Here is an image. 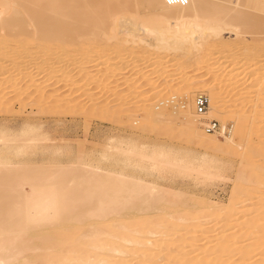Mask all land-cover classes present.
<instances>
[{
    "label": "bare ground",
    "instance_id": "bare-ground-1",
    "mask_svg": "<svg viewBox=\"0 0 264 264\" xmlns=\"http://www.w3.org/2000/svg\"><path fill=\"white\" fill-rule=\"evenodd\" d=\"M114 1L0 0V112L8 115L20 114L28 106H33L37 110L35 114L42 116L46 114L45 112L52 111L56 114L57 112L65 114L64 111L71 112V108L82 106L80 103L82 101L79 99L83 95L77 96L75 87L77 88L78 85L85 87L90 84L105 85L110 81L113 82L118 76L115 73L117 71L107 67L108 60H105L107 56L100 54L105 43L112 42L113 38V43L117 44L114 46L119 48L130 50L145 45L146 54L148 52L151 54V51L155 53L156 50L171 53L193 52L194 62L189 67L204 66L192 71L199 73L203 68L207 70L200 75L185 72L182 77L175 78L178 66L177 68L173 66L169 69V74L164 76L166 73L162 74L161 70L156 69L161 67V63L164 64L165 58L162 59L164 56L157 55L156 57L152 55L155 61L150 67L153 70L148 68L149 70L140 76V69V71L136 70L137 67L130 69L128 74L133 75L131 80H135V83L133 82L135 89L139 90L140 87L137 88L139 81L147 78V81H150V89L154 91L140 110L142 113L138 114L143 117L137 122L128 121L130 127L138 126V131H145V128L152 126L155 131L161 132L170 121L169 116H173L172 111L178 108L176 117L183 124L182 132L185 130L182 134H185V138L186 136L190 139L194 138L198 145L208 150L219 149L220 138L214 135L219 131V125L213 131L205 129L209 123L203 122L201 127H195V116L218 119L221 124L220 137L226 143L231 140L230 135L234 131L248 130L264 135V120H258L264 117V74L261 70L262 65L264 66V57L254 50L252 58L250 57L251 61L248 60L257 65L253 72L255 81L249 86V89L254 90V94L253 92L240 94L237 92V94L233 86L223 85L225 81L227 82L226 77H229V81L237 79L238 69L233 67L227 72V76H224L223 73L230 68V66L227 69L221 68L225 63L216 67L218 64L216 58L200 62L207 49L218 45L223 47L228 43L224 35L229 28L234 29L237 38L248 34L256 36L254 48L262 47L260 44L264 42L262 36L264 19L259 14L264 13V0H236L235 4L233 0H186L185 4H171L165 0H119L121 1L119 3ZM130 9L153 13L155 21L159 22L158 26L156 23L133 26L132 22L131 24L126 22L125 25L119 24L122 26L120 29L122 33H119L117 17L122 11L128 12L131 11ZM129 24L133 28L127 26ZM114 32L120 35L114 36ZM137 32L142 35L135 34ZM239 45L245 51L249 48L245 39ZM86 49L94 54H89ZM220 51L223 53L225 50ZM227 51L226 55L232 56L228 55ZM112 59L109 61H113ZM236 60L240 59L236 57ZM90 64L94 65L90 66ZM103 66L105 68H102ZM170 77L173 78L166 80ZM127 79L129 78H126V81ZM159 80L165 81L158 85ZM58 85H62V88L61 86L58 88ZM66 88L68 89L65 90ZM61 89L65 90L64 93H60ZM199 90L208 92V95L204 93L207 95L208 105L203 113H197L195 110V96ZM223 92L228 96L232 94L233 109L230 111L224 110L223 106L229 103L230 98L222 102ZM134 93L138 94L137 96L145 94L137 91ZM176 96L180 97L179 103L176 102L178 98L174 101ZM97 97L99 99V96ZM241 101L247 105L254 101L258 106L245 110L237 104ZM112 106L110 104L99 106V103L85 106L86 109L82 106L81 115L87 117L89 114H100L99 112L103 111L113 118L122 112L127 113L126 109H120L122 106L119 109ZM58 109L64 110L61 112ZM156 110L159 111L157 118L154 117ZM32 119H27L23 123L27 131L25 133L23 131L22 135H33L20 146L14 148L8 145L17 141L16 138L19 136L8 138L3 134L0 135V264H227L222 260L225 258L224 253L222 256L220 253L224 249L226 251L230 239L244 232V228L246 233H242L241 237L246 238L249 234L251 237L248 236L246 242H250L246 245L245 241H242L246 246L243 245L242 250L239 249L240 253L238 249H233L232 245L233 252H231L237 250L235 253H239L237 257L239 260L235 259V264H264L262 250L258 257H263V261L250 258L254 251L264 246L262 240L264 225L259 224L260 217L264 219V195L257 194L259 192H254L257 194V196L254 194L255 198L251 195L253 191L259 190L263 180L261 179V182L258 180L259 183L256 180L263 175L255 182L243 183L239 190L236 188V195L231 198L230 205L219 209V212H215V209L211 212L208 208L191 214L188 210L182 211L180 206L173 209L166 204L165 210H158L156 214L150 215L149 211L155 209L153 201L157 199L155 193L158 187L145 185L139 181L134 183L127 180L122 173L107 171L110 174H104L100 166L85 164V170L79 174H75V171L64 172L63 175L61 174L62 177L56 180V177L50 176L48 170L43 168L36 172L33 169L21 170L10 167L13 163L8 159V154L13 150H17V153L24 149L28 151L30 149L28 147L36 143L34 132L38 128ZM229 120L233 123L226 124L225 122ZM163 125L165 126L162 128ZM124 152L129 153V151ZM170 152L155 148L150 154L149 152L137 154L139 164L142 162L149 164L147 167L152 171H177L178 174H185L192 169L183 162V158L181 161L172 159ZM258 152L261 161L257 165L256 177L264 172V146H261ZM78 162L80 164V160ZM127 162H124V165ZM114 164L116 167L119 166L117 165L119 163L114 162ZM120 166L123 167V164L121 163ZM129 168L127 167V170ZM200 168L202 174L207 173L205 167ZM248 168L249 163L239 169V175L248 171ZM250 177L252 179V176ZM62 182H68L71 186H62ZM239 202V205L248 202L249 209L247 212H242L246 214L251 212L253 216L247 217L249 216L247 215L245 219L241 216L243 214L241 211V215L237 211L235 213L237 208L233 209V206L238 205ZM127 210L130 212L125 215L123 212ZM168 226L171 227L172 233L167 229ZM248 226L249 230L257 231L247 232ZM227 233L229 235H226ZM256 240H261L263 243L258 244L260 241ZM213 241L217 242L215 246L212 244ZM195 249L201 251V257L192 258L193 256L188 255V251ZM187 255L192 259H188Z\"/></svg>",
    "mask_w": 264,
    "mask_h": 264
},
{
    "label": "rangeland",
    "instance_id": "rangeland-1",
    "mask_svg": "<svg viewBox=\"0 0 264 264\" xmlns=\"http://www.w3.org/2000/svg\"><path fill=\"white\" fill-rule=\"evenodd\" d=\"M121 1L115 0L114 2L119 3ZM232 2H234L233 4H235L236 0H233ZM149 15H151V16H149ZM259 15L262 17V19H264V13H260ZM154 18L155 17L153 16V13H150V12H147L144 10L137 9V11H136V9H134V10H131L128 12H126L124 10V11H122L121 15H119L117 17V24L118 25L119 24L125 25L126 22H127V24L128 23L131 24V22H132V25L135 26V25L143 24V23H148L149 25H153L156 23V26H158L157 23H159V22L155 21ZM130 24L127 26H130ZM121 25L117 26V28L119 27V29H117L119 33L120 32L122 33V30H120V29H122ZM132 25L130 27H132ZM118 32H114L115 33V34L113 33L114 36ZM135 34H137L139 36L142 35L141 33H138V32ZM119 35L120 34H118L116 36H119ZM262 36H264V35H262ZM224 37H225V40L228 41V43H227L228 45L225 44L223 47L221 45H218V47L207 49L209 51H207V50L205 51L200 62H203V61H206V60H209L212 58H216V61L218 62V64H216V67L225 63V65L221 68L227 69L229 66H230V68L227 69L228 71H225L226 73L225 72L223 73L224 76H227V72H229L230 69L232 70L233 67H234V69H238L240 76L238 74L237 79L232 80V81H229V77L228 78L226 77L227 82L225 81L224 82L225 84H223V85L226 87L233 86L234 88H236V90L234 91L235 93H237V92L239 94L243 93V92L244 93L245 92L246 93H252L254 90L249 89V86H251L250 84H252V82L255 81L254 77H253V72H254L255 68H257V65H254L255 63L253 64L252 62H249L248 60L251 61V58H252L251 56L255 52L254 50H256V52H258V54H260L261 56L264 57V42L260 44L262 47H260L259 49L254 48L255 44H256L254 42V38H256V36L248 34L247 36H244V37L242 36L240 38H237L235 36L233 28H229L228 32L224 35ZM243 38L245 40H247V42L249 44V46H248L249 48L246 49V51L241 48V45H239V44H241L242 41H244ZM111 41L112 42L109 41V43H107V42L105 43L106 48L104 49L105 46L103 47V49L101 48L102 50H100V54H101V56L103 54H105L104 56H107V58L105 57L106 58L105 60H108V62H109V63L107 62V67L108 68L112 67V69L117 71L115 73L118 76H116V79L113 81L114 83L112 81H110L109 83H107L105 85L96 86L95 84H90L89 86H85V87H82V85H78L77 88L75 87V89H76L75 91H77V96L83 95L82 97H84V98L81 97L79 99V101H82L80 103L84 107L85 106L88 107L91 104H95V103H96V105H98V103H99V106H101V105L103 106L106 104H110V106H112L111 104H113L112 107H114L115 109H119V107L122 106V107H120V109H122V110L126 109L127 113L122 112V113H120V115L118 114L117 117L111 118L107 112L101 111V112H99L100 114L93 113V114L87 115V117H86V116L81 115L82 114L81 111L83 108L81 105L79 106L80 108L78 106L71 108L72 110L74 109L73 113H72L71 109H70L71 112L64 111L65 114L64 113L59 114L60 112L59 113L57 112V114H56L55 112L52 111L53 113H55L54 116H53L52 112H48V113L45 112L47 115L42 114V116H41V114L36 115L35 112H37V110L33 106H28L20 114L9 113L10 115H8V114H2L0 112V135L3 134L5 136H7L8 138L9 137L13 138V137L19 136L18 138H16L17 141L12 142V143H8V145L11 147L15 148V147L20 146L23 141L28 140L29 137H31V135H33V134L22 135L25 133V131H27V129H25L26 127L23 126L24 125L23 123L27 119L33 118L34 120L32 119L33 121L32 120L31 121L38 128L34 132L36 135V137H35L36 143L31 145L32 148L28 147V148H30V149H28V151H27V149H24L25 151L22 149L24 151V153H23V151H20V152H18L19 155L17 153V150L16 151L13 150L10 154L7 155L8 159L11 160V162L13 163V165H11L10 167H12V168L16 167V169H21V170L22 169L24 170V168L25 169H33L36 172L39 171V169L43 168L44 170H48V172L50 173L49 174L50 176H53L54 178L56 177V180L57 179L59 180L60 177H62V175L64 174V172L75 171L76 172V173L74 172L75 174H79L82 170H85V168H86L85 164L100 166L103 170L102 173H104V174H110V173H107V171L122 173L127 177V180H130L134 183L139 181L145 185H150V186L156 185L158 187V191L155 193V198H157V199L154 200L156 202L153 201V204H155L154 205L155 209L152 211H149L150 215L156 214L158 212V210H165L166 204L170 205V207L173 209L176 208L177 206H180L181 210L183 209L182 211L188 210L191 214H195L196 212L200 211L201 209H203V210L207 209L208 210V208H209V210H211V212H213L214 209H215V212L216 211L219 212L221 209H224L225 207H228L230 205L229 202H231L234 195H236V193H235L236 188H237V190H239L243 186V183L246 182L247 184H250L252 181L255 182V180L257 178L261 177L262 175L263 176L261 178L257 179L256 182L259 183V181L261 182V179H262L263 183L260 184V186L258 185L259 190H257V191L252 190L253 194H251V195L254 198H255L254 194H256L257 192H259L257 194L262 193V195H264V172L260 173L256 177V174H258L256 172L258 170L257 165L261 161V157L259 155L260 152H258V151L261 148V146H264V141H263L264 135L257 133V132H254V131L251 132L248 130L247 131L244 130L245 132L244 131H238V132L234 131L230 135L231 140L226 143L220 137L221 124H220V121L218 119L211 118V117H210L211 119L205 118V117L201 118L200 116H195L194 117L195 118L194 119V126L195 127H201L202 126L201 124L203 122L209 123L211 120H216L219 123V131L214 134L220 138V145L218 146L219 149L218 150H211V149L208 150V149L202 148L200 145H198L194 138L190 139L187 136L185 138V134H182L185 132V130H184V132H182V130H183L182 125L183 124L180 120H177V117H176V113L178 112V108H175L172 111L173 112L172 117L169 116L168 119L170 121L167 122V125H169V126H167V125H166V127H164L165 125L161 126L162 128L163 127L166 128V129L163 128L164 131L161 130V132L159 130H158L159 132H157V130L155 131L152 128V126L145 128V131H138L139 130V129L137 130L138 126L137 127H130L131 125L128 124V121H130V120L136 121V122L141 120V117H143V116L142 115L139 116L138 114L142 113V112H140V110H142L144 103L146 104L147 98L149 96H152L151 94L154 93V91L152 92V90L150 89L151 88L150 84H149L150 81L148 82L147 78L146 79L143 78L141 81H139L140 83H138V86H137V88L140 87L139 90L135 89V86L133 84V82L135 80L134 79L131 80L133 75L131 73L128 74L130 69L137 67L136 70L140 69L141 71H143V72H141L139 70L140 76L144 72L148 71L150 68L153 70V68L150 67V64H152V62L155 61L154 57H156V55H157V56H164V57H162V59L165 58L164 64L161 63L160 64L161 67L160 68L158 67L159 69L158 68L156 69L159 71L161 70L162 74L166 73V74H164V76H167L169 74L168 73L169 69H171V67L173 68V66L175 68H177V66H178V69L176 70V72L177 71L178 72L175 74L176 76L174 75L175 78L182 77L183 73H185V72L194 75V73L196 71L195 72H193V71L196 70L197 68L204 66V65H200V67H197V68H196V66L195 67H189V65L191 66L192 63L194 62L195 57H194V54H192L193 52L189 53V52L179 51V52H175V53L172 52L171 53V52H164L161 50H158V51L156 50L155 53H152L154 51H151V54L149 52L146 54L145 53V50H146L145 45H141V46L139 45L138 47H133L135 50L134 49L129 50V49H125L122 47L119 48L118 46L117 47L114 46L117 44L113 43V38ZM103 45H104V43L102 44V46ZM108 45H110V46H108ZM226 45H227V47H226ZM113 47L115 48L114 50L116 52L113 50ZM224 47H226V49ZM223 49L225 51L223 53H221L220 50L223 51ZM240 49H241V51H240ZM226 50H228L227 52L229 53V54L228 53L227 54L228 55L231 54L232 56H227L225 53ZM85 51L87 52L88 50L86 49ZM111 52H112V54H111ZM113 52H115V53H113ZM88 53L92 54L93 52L88 51ZM240 54H242V56ZM108 55H109L110 60H111V58H113L112 59L113 61H109ZM152 55L153 56L155 55V56L153 57ZM216 56H218V57H216ZM226 56L231 57V58H227ZM239 56H241V57L238 58ZM94 57H96V56L94 55ZM236 57H237V59H240V60H238L240 63L236 60ZM242 57H243V60H242ZM232 58L235 61H233ZM236 61L238 62V64ZM96 63H94V64L97 65ZM94 64H90V66L91 65L93 66ZM180 67H181V69H180ZM102 68H105V67L103 66ZM146 68H147V70H146ZM182 68H184L185 70H183ZM179 69H180V71H179ZM122 70H124V71H122ZM261 70L263 71L262 73L264 74V66L263 65L261 67ZM205 71H207V70H205V68H203L201 70V72H205ZM201 72L199 71V73L197 72L195 74L200 75ZM125 73H127V74H125ZM140 76H137V77H140ZM122 77L123 78L126 77L129 79H127V81H126V78L123 79ZM171 78H173V77L167 78L166 80H169ZM164 81L165 80H163V81L159 80L158 85L162 84V82H164ZM232 82H233V84H232ZM156 85H157V82H156ZM60 86L58 85L57 87L62 88V85H60ZM163 87H164V85L162 86V88ZM263 87H264V84H263ZM49 88H47V90ZM67 89L68 88H66L65 90H67ZM65 90L61 89L60 93L61 92L64 93L63 91H65ZM111 90H113L114 92ZM134 90L140 94H141V92H144L145 94H143L142 96H137L138 94H135ZM147 90H148V92H147ZM149 90H151V92ZM73 91H74V89H73ZM225 92H227V91L225 90ZM225 92H223L224 94H222L221 100H223L222 102H224L225 100H229V98H230L229 103H227L229 106L227 104H225L226 106L225 105L223 106L225 111H230L231 109H233L232 103H231L232 94H230L228 96V94ZM197 93H206L208 95V92H203L202 90H199ZM131 94H133V95L130 96ZM253 94H254V92H253ZM75 95H76V93H75ZM176 95H177V93H176ZM97 96H99V99ZM177 96H179V94ZM177 96H176L174 101H176V99L178 98L176 102L179 103L180 97H177ZM164 99H166V98H164ZM167 99H168V97H167ZM169 99H172V98H169ZM252 100H254V99H252ZM126 104H127V106H126ZM237 104H239V107L241 106L240 108L243 107L245 110H248L251 108H256L258 106L257 103H255L254 101L249 102L248 105H247V103H243L242 101H241V103L238 102ZM86 107H85V109H86ZM128 107H131V109ZM59 111H61V110H59ZM78 112H80V113H78ZM157 112H159V111L156 110V114L154 116L155 118L158 117ZM30 113L34 114L35 116L31 115ZM263 116H264V114H263ZM258 120L262 121V120H264V117L262 119H258ZM258 120H257V122H259ZM179 123H181L180 124L181 126L179 125ZM225 123L226 124H230V123L232 124L233 122L231 120H229ZM174 129H177L178 132L173 131ZM23 131H24V133H23ZM166 131L167 132L169 131V132L167 133ZM209 135H213V134H209ZM260 142H262V143H260ZM155 148L165 149V150H168V152L171 151L170 153H171L172 159H175V160L179 159V161H181V159L183 158V162H185V164H188L189 166H191L192 169L185 174H178L177 171H173V172L152 171L151 169H149V167H147V166H149V164L147 165L145 162H142L141 164H139V159H138L139 155L142 153H145V152H146V154H148V152L150 154V152H152V150H154ZM132 149H133V152H132ZM124 151H129V153L127 154V152H126V154H127L126 155ZM137 154H139V155H137ZM21 155H23V156H21ZM15 157H17L16 161H15ZM126 157H128V158H126ZM106 159H108V160L106 161ZM131 159L133 161H130ZM79 160H80V164H78ZM126 160L127 161L129 160V161L127 162ZM185 160L188 163H186ZM112 162H113V164L110 165V163H112ZM114 162H116V164L119 163V164H117L119 166L116 167ZM124 162H127V163H125V165H124ZM129 162H131V163H129ZM121 163L123 164L124 168L126 166L128 168L129 167L130 168L128 170H127V167L124 169L123 167L120 166ZM248 163H249V168H248V171L245 172L247 174V176L245 173L240 176L238 173L239 169L240 168L242 169V167H245V165H248ZM250 163H251V165H250ZM128 164H129V166H128ZM140 165H143V166L140 167ZM75 167H77V169H75ZM200 167H203V169L205 167L204 170L207 169L206 170L207 173L202 174L201 173L202 168H200ZM208 167H209V169H208ZM252 167H254V168H252ZM50 168H51V170H50ZM199 168H200V170H199ZM250 168L252 169L253 172L250 171ZM255 168H257V169H255ZM248 172H252V173H248ZM250 176H252V179ZM237 177H239V178H237ZM59 182H61V181H59ZM63 185L65 186V185H69V184H68V182H62V186ZM69 186H71V185H69ZM258 186H256V187H258ZM251 189H254V187H251ZM254 192H256V193H254ZM161 193H163V194H161ZM257 194H256V196H257ZM240 202L238 203V205L236 204L237 207L232 205L233 209L237 208L235 210V213L237 211L239 215H241L240 213L242 211L247 212V210L249 209V203H250L249 201H248L249 203L248 202H242V204L239 205ZM168 210H170V209H168ZM129 212L130 211L127 210V211H124L123 213L125 215H127V214H129ZM168 212H172V211H168ZM242 213L243 214L241 216H244L245 219H246L247 215H249L247 217L253 216V213H251V212H248L249 214L248 213L246 214L245 212H242ZM244 213H245V215H244ZM250 214H252V215H250ZM163 216H165V215H163ZM254 216H255V213H254ZM132 218L134 219V217H132ZM153 219H154V217H153ZM260 219L261 220H260L259 224L264 225V221H262L264 219H262L261 217H260ZM222 224L223 223H221V225ZM169 227L170 226H168L167 229H170L169 232L171 231V233H172L171 227L170 228ZM219 227H221V226H219ZM249 229H250V227L248 228L247 232L254 233V232H251L253 229L252 230H249ZM253 231H257V230L254 229ZM244 232L246 233L245 228H244ZM244 232H242V233L245 234ZM242 233H240V235L237 234L236 238H235V236L232 237L230 239V244L229 243L227 244L228 249L226 248V251L224 249L225 252L223 251L220 253L221 254L220 256H222V254L224 253L223 257H225V258H222V260L226 261L227 264H229L230 262H231V264H233V263L235 264V259L239 260V258H237V257H238V254L241 252L240 250H242L243 245L245 247L250 242V241L246 242V239L248 240V238L251 236L247 233L249 237L247 236L248 238L247 237L244 238V237H241ZM48 234H50V233H48ZM226 235H229V233H227ZM238 235L240 238H238V241H237L236 239H237ZM198 236H201V235L198 234ZM257 237H259V236H257ZM199 238H201V237H199ZM262 240H264V239H262ZM239 241H241V242H239ZM242 241H245L246 245L244 243H242ZM256 241L261 242V243L257 242L258 244H262L264 242V241L262 242L261 240H256ZM215 243L217 244V242H214L212 244L215 246L216 245ZM229 245H230V247H229ZM232 245L234 248L232 247ZM255 245H257V244H255ZM232 248L233 249L236 248V249H238V252L239 251L240 252L235 253V251H237V250H234V253H232L233 252ZM254 248H256V247H254ZM256 249H254V250H256ZM254 252L255 253H253L250 256V258H252L253 260L254 259H260L261 260L262 259V261H263V257L259 256L260 257L259 258L258 254H260V252H262L261 254H264V246H262L261 249L254 251ZM188 253H189L188 255H190L191 257L193 256L192 258H195L196 256L201 257V251L198 249H197V251H196V249L193 251H188ZM190 253H193V254H190ZM231 254H232V256H231ZM188 255H187V257H188ZM190 256L188 257V259H192ZM230 259H231V261H230ZM189 264H192V263H189Z\"/></svg>",
    "mask_w": 264,
    "mask_h": 264
},
{
    "label": "built area",
    "instance_id": "built-area-1",
    "mask_svg": "<svg viewBox=\"0 0 264 264\" xmlns=\"http://www.w3.org/2000/svg\"><path fill=\"white\" fill-rule=\"evenodd\" d=\"M167 3H180L185 4L186 0H165ZM208 105L207 95L204 93H198L195 96V110L197 113H203ZM218 122L211 120L209 124L205 127L207 131H213L215 128H218Z\"/></svg>",
    "mask_w": 264,
    "mask_h": 264
}]
</instances>
